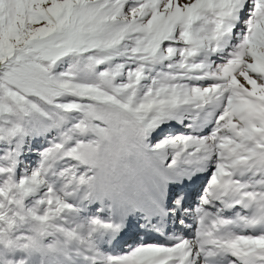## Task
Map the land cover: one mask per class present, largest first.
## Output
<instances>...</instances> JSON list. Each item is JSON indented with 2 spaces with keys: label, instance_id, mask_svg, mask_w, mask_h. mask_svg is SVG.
<instances>
[{
  "label": "snow or ice",
  "instance_id": "obj_1",
  "mask_svg": "<svg viewBox=\"0 0 264 264\" xmlns=\"http://www.w3.org/2000/svg\"><path fill=\"white\" fill-rule=\"evenodd\" d=\"M0 264H264V0H0Z\"/></svg>",
  "mask_w": 264,
  "mask_h": 264
}]
</instances>
